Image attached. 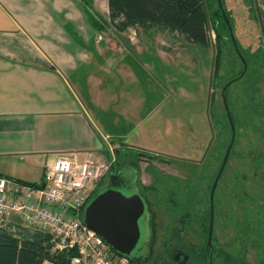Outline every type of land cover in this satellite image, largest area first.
Returning <instances> with one entry per match:
<instances>
[{
	"label": "rangeland",
	"instance_id": "1",
	"mask_svg": "<svg viewBox=\"0 0 264 264\" xmlns=\"http://www.w3.org/2000/svg\"><path fill=\"white\" fill-rule=\"evenodd\" d=\"M221 1L247 65L243 78L228 89L235 140L224 179L215 194L218 212L214 230L220 244L224 242V249L244 264H260L264 262V17L257 14L254 0ZM92 3L90 0L89 8L105 31L88 33L99 38L103 51H109L110 59H104V65L114 70L111 79L104 80L112 91L113 102L94 113L104 132L117 144L110 148L112 152L118 150L113 154L115 162L133 161L130 152L136 154L135 149L147 150L151 157L153 153L173 159L193 156L199 161L213 138V147L207 150V165L194 176L196 180L189 170L166 165L156 157L134 159L144 192L152 196L167 220L156 237V249L172 229L177 230L178 238L184 235L185 241L198 243L207 219L191 213L194 210L190 204L180 209L173 192L183 189V184H195L200 201L220 167L230 140L221 92L230 79L240 76L241 61L223 24L218 28L219 39L209 26L210 43L205 48L160 28L135 27L116 33L107 25V0ZM211 5L218 10L217 0H211ZM217 50L221 51L218 70L212 78ZM166 193L168 203L164 201ZM205 195L208 199V192ZM184 211L190 213L187 223L175 222ZM21 235L32 232L22 230ZM214 263L218 264L216 260Z\"/></svg>",
	"mask_w": 264,
	"mask_h": 264
},
{
	"label": "crops",
	"instance_id": "2",
	"mask_svg": "<svg viewBox=\"0 0 264 264\" xmlns=\"http://www.w3.org/2000/svg\"><path fill=\"white\" fill-rule=\"evenodd\" d=\"M89 1L0 0V176L33 185L58 155L111 157L94 112L113 102L114 70Z\"/></svg>",
	"mask_w": 264,
	"mask_h": 264
},
{
	"label": "built area",
	"instance_id": "3",
	"mask_svg": "<svg viewBox=\"0 0 264 264\" xmlns=\"http://www.w3.org/2000/svg\"><path fill=\"white\" fill-rule=\"evenodd\" d=\"M254 2L263 18L264 0ZM110 152L58 155L38 186L0 176V232L46 234L52 252H75L70 264H133L82 222L84 207L115 164Z\"/></svg>",
	"mask_w": 264,
	"mask_h": 264
},
{
	"label": "trees",
	"instance_id": "4",
	"mask_svg": "<svg viewBox=\"0 0 264 264\" xmlns=\"http://www.w3.org/2000/svg\"><path fill=\"white\" fill-rule=\"evenodd\" d=\"M221 4L223 7L222 1ZM107 8L108 28L116 33H125L135 27H142L144 29L160 28L168 34H176L182 37L189 44L207 48L210 43L209 26L212 25L211 27L219 39L218 28L220 24H223L230 40L228 29L222 19L221 10L218 6V10L214 11L211 0H107ZM90 24L94 30L105 31L104 27L93 17L90 19ZM239 52L247 65L245 53H242L240 50ZM220 53L221 51L217 50L212 78H215L218 70L217 58ZM241 66L242 71L240 75L243 72L242 62ZM236 80L238 79H230V85L224 91L234 128L235 122L227 96L228 89ZM228 83L222 87V90ZM229 137L231 138V130ZM138 155L149 158L154 157L142 152L138 153ZM207 231L208 221L204 228L205 240ZM51 248L49 236L46 234L32 233L29 236L20 235L16 237L9 232H0V264H70V259L75 256L74 251L52 252ZM260 264H264V262Z\"/></svg>",
	"mask_w": 264,
	"mask_h": 264
},
{
	"label": "water",
	"instance_id": "5",
	"mask_svg": "<svg viewBox=\"0 0 264 264\" xmlns=\"http://www.w3.org/2000/svg\"><path fill=\"white\" fill-rule=\"evenodd\" d=\"M217 1L228 29L231 43L243 64V71L245 72L246 61L238 50L232 28L221 2L220 0ZM229 85L230 82L223 88L221 98L229 122L231 138L211 189V203L219 177L228 161L235 140V128L224 96V91ZM135 183V169L130 163H124L118 173L110 175L103 182L101 190L88 201L83 210L82 222L88 230L103 239L113 252L126 257L133 264H143L144 258L148 257L147 253L151 244V221L146 217L147 205L137 192ZM212 230L213 217L211 212L208 227L209 245ZM144 250H147L146 254H144ZM139 257L141 258L137 260Z\"/></svg>",
	"mask_w": 264,
	"mask_h": 264
},
{
	"label": "flooded vegetation",
	"instance_id": "6",
	"mask_svg": "<svg viewBox=\"0 0 264 264\" xmlns=\"http://www.w3.org/2000/svg\"><path fill=\"white\" fill-rule=\"evenodd\" d=\"M243 73V72H242ZM245 73L242 74V76L238 77L237 79L239 80L240 78H243ZM234 81V80H233ZM213 145V138L211 139V142L208 144V146L206 147L205 150H203V155L200 158L199 161H196L193 156L189 157V158H176L173 159V157L170 158H166V156H162V155H157L155 153L152 154V156L156 157V159L160 160V162L172 166V167H180L183 168L185 170H189L190 175L193 177H191L193 180H196V178H194L195 175H197V173L202 170H204L205 165H207L206 163V156H207V152L211 149V147ZM228 145H229V141H228ZM228 148V146H227ZM208 150V151H207ZM227 150V149H226ZM225 150V152H226ZM135 151V150H133ZM136 154L133 152H130V154L134 155L131 156V158L133 159V161H128V163H130L133 167V169H135L136 171V183H135V187L137 189V192L141 195V197L145 200L146 205H147V218L149 221H151V244L149 246V250L147 253V250H144V254H148L147 258H144L143 264H215L214 260L217 261L218 264H243V262L241 261V259L239 257H237V255L235 254H231L229 251H227L226 249H224V242H222V244H220V242L217 240L216 234H215V227H214V222L216 220L217 217V199H215V194L218 191V186L220 184V182L224 179V175L225 172L227 170V163L219 177L216 189L213 193V198H212V203L210 201V194H211V189L214 183V180L219 172V169L221 167L218 168L216 174H214V176L211 177L209 184L206 186L204 193L201 194L200 196V201L198 199L199 194L197 193V189L194 188V185L191 184L190 186H185L183 184V189L181 188L179 191L177 192H173L174 194H176V200L178 201L177 204L180 207V209L184 210L185 204L186 206H189L194 210L191 213L197 214L198 218L202 219V217H204L205 219H207L208 221V227H209V220L211 217V212H212V217H213V230H212V236H211V241H210V245L208 244V231H207V237L205 240V232L204 229H202V231L200 232V234L202 235L201 240L198 243H192V242H187L184 240V235L179 236V238L177 237L178 233L177 230L172 229L169 231V234L167 235V240L163 243H161L158 248L156 249V237L158 235V232L160 230H164L162 227L166 226L167 224V220L165 219V216H163L162 214L159 213V210H157V205L155 204V202L152 199V196L150 194H146L144 192V188L142 186V180H141V176L139 173V170L135 167L134 164V159L139 160V158H142V156H139L138 153H148L147 151H141V150H136ZM225 155V153H224ZM161 157V158H159ZM224 157V156H223ZM229 160V158H228ZM223 161V159H222ZM122 163L120 162H115L114 166L112 167L111 171L104 177V179L102 180V182L100 183L99 187L97 188V190L92 194L91 198L94 197L100 190H101V186L103 184V182L110 176V175H115L118 173V171L121 169L122 167ZM191 179V180H192ZM193 185V186H192ZM208 192V199H206V195L205 193ZM168 194H165L164 197V201L168 203ZM171 197L173 199H175V196H173L171 194ZM90 198V199H91ZM198 201L200 202V209L197 210L196 209V203H198ZM208 201V203H207ZM225 202V200H224ZM176 206V204H175ZM186 210V209H185ZM198 211V213H197ZM200 211V212H199ZM225 211V210H223ZM188 213L184 211L181 215H179L177 217V219L175 220V222L178 223H187L188 219ZM200 213V215H199ZM225 213V212H224ZM190 214V213H189ZM196 215V216H197ZM225 214H223L224 216ZM164 218V219H163ZM174 222V223H175ZM177 224V223H176ZM177 234V235H176ZM183 234V233H182ZM143 254V256H144ZM142 257V256H141ZM141 257L137 258V260H139Z\"/></svg>",
	"mask_w": 264,
	"mask_h": 264
}]
</instances>
